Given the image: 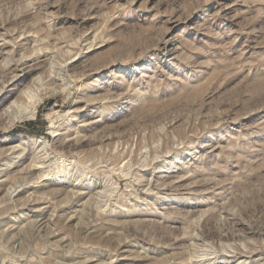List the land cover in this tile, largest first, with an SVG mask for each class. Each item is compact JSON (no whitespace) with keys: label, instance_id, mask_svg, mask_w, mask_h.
<instances>
[{"label":"rangeland","instance_id":"obj_1","mask_svg":"<svg viewBox=\"0 0 264 264\" xmlns=\"http://www.w3.org/2000/svg\"><path fill=\"white\" fill-rule=\"evenodd\" d=\"M257 263L264 0H0V264Z\"/></svg>","mask_w":264,"mask_h":264},{"label":"bare ground","instance_id":"obj_2","mask_svg":"<svg viewBox=\"0 0 264 264\" xmlns=\"http://www.w3.org/2000/svg\"><path fill=\"white\" fill-rule=\"evenodd\" d=\"M25 93H26V95H27V98H28V102H27V104L22 108V109H20L19 110V115H18V118H20V120H21V118L22 117H24V118H26V117H34L35 116V114H36V109H37V105H38V103H39V98H34V94H32L31 93V91H25ZM13 107V105H9L8 106V108H7V110L5 109V111L4 112H6L7 114H8V110L9 109H11ZM12 111V110H11ZM10 113V112H9ZM14 118H16V117H14ZM23 118V119H24ZM39 140V139H38ZM41 141V142H40ZM39 142H40V145H41V149L43 150V149H45L46 148V141H44V140H39ZM41 152V151H40ZM47 159L48 158H51L48 154H47ZM53 162L55 163H58V161H57V158H55L54 160H53ZM40 165V164H39ZM60 166V165H59ZM62 166V171L63 172H65L66 171V169H67V167H68V165H67V167H66V165L64 166V164H62L61 165ZM48 170V169H47ZM46 170V171H47ZM45 171V170H44ZM52 171V170H51ZM50 170H48L45 174L44 173H41L42 175L44 174V179H46V178H48V177H51L52 175H53V173L51 172ZM20 185V184H19ZM17 189H19L17 186L15 187H13V188H10L9 190H8V196H9V199L10 200H12L13 201V199H14V196L16 195V192L18 191ZM100 194H102V193H100ZM99 194V195H100ZM9 200V201H10ZM199 241V240H198ZM243 242V241H242ZM210 247V246H209ZM209 250V249H208ZM211 250V249H210ZM213 250V249H212ZM214 251V250H213ZM254 252V251H253ZM206 253V252H205ZM209 253V252H208ZM210 255V254H209ZM222 255V254H221ZM207 256V255H206ZM212 257V256H211ZM263 258V257H262ZM258 264V263H257Z\"/></svg>","mask_w":264,"mask_h":264}]
</instances>
